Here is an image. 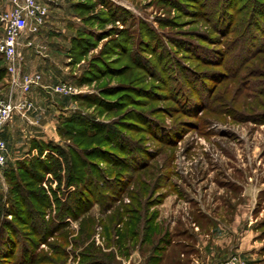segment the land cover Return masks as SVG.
Listing matches in <instances>:
<instances>
[{
  "label": "rangeland",
  "instance_id": "1",
  "mask_svg": "<svg viewBox=\"0 0 264 264\" xmlns=\"http://www.w3.org/2000/svg\"><path fill=\"white\" fill-rule=\"evenodd\" d=\"M41 1L48 18L26 60L57 70L58 81L77 92L63 97L66 101L43 93L44 106L35 104L39 118L49 125L52 119L55 122V134L43 143L64 152L75 147L71 139L58 136L56 128L61 119L76 113L116 126L123 140L117 141L119 146L113 137L111 146L101 142L103 153L97 152V160L85 159L89 168L97 169V186L91 188L87 178L85 199L77 208L79 199L71 195L72 188H63L62 180L58 185L51 175L44 177L41 186L49 200L51 192L58 202L67 200L62 207L51 201L44 222H37L36 235L43 234L51 220L60 222L55 218L58 208L73 206L78 216L64 217L59 233L39 240L28 227H17L19 232L6 228L5 238L14 236L28 252L21 264H82L80 254L87 245L113 252L121 264L116 257L127 260L129 254L106 247L104 227L112 224L113 214L135 209L140 217L153 214L173 244L191 246L194 253L183 261L197 257L193 246L203 244L192 235L195 227L212 240L209 251L217 257L238 256L242 264H264V0L247 2L239 10L231 7L235 0H186L188 5H181L182 0H102L105 6L98 0ZM76 4H92L91 10L79 11ZM197 11L200 15H193ZM110 12L116 21L100 28L97 19H111ZM122 29L130 32L127 53L102 55L116 30ZM78 32L91 37V46L73 58L68 55L70 41ZM97 58L106 62L108 75L80 83ZM43 75L46 80L51 77ZM119 84L144 92L123 93L129 94L126 100L125 95H100L102 89ZM91 95L113 104L99 109L80 102ZM17 128L6 144L7 166L26 153L29 130L21 124ZM8 189L3 179L0 226H19L13 216H4L5 210L14 208ZM107 203L110 209L103 208ZM35 220L29 216L30 222ZM174 234H191V239ZM13 248L8 243L0 247L1 259L8 251L11 256L0 264H19L21 248L16 246L15 252ZM132 251L142 264L139 252Z\"/></svg>",
  "mask_w": 264,
  "mask_h": 264
},
{
  "label": "trees",
  "instance_id": "2",
  "mask_svg": "<svg viewBox=\"0 0 264 264\" xmlns=\"http://www.w3.org/2000/svg\"><path fill=\"white\" fill-rule=\"evenodd\" d=\"M182 1L183 2H181V5H188L186 3H189L186 0ZM235 1L236 2H234V5L231 6L232 9L235 10H239L241 8V5L245 3L247 4V2L250 5H254V3L258 2V0H240L242 2L240 4L239 0ZM97 2L102 6H105L104 1L98 0ZM76 5L79 11H84L85 13L89 12L92 6V4ZM220 12L224 14L226 13L224 12V10ZM192 13L193 15L196 14L199 16L201 12L197 11ZM221 13L219 14L220 17L222 16ZM109 16H111L112 18L110 19L109 17H107L97 19V23L99 24L100 28L104 27L108 23L113 24L116 21L114 18L115 16L112 14V12H110ZM92 18L88 19L87 21L91 22ZM129 33L130 32L126 29L116 30V36L114 38H111L106 49L103 50L108 52L103 53L102 55L107 57V55H110L112 53H119L121 55L127 53V48L130 41ZM110 35L113 34H111L110 32ZM90 39L91 37L89 35L82 34L80 32L75 33L70 41L71 46L69 48L68 55L73 58L76 55H81V53H83L86 49H89V46H91ZM100 59L101 58H97V60H94L90 63L89 69L86 70L83 77L79 79L80 83L82 82V80L86 81V83H89L91 81L98 80L100 77H105L106 75H108V72H106V70L104 69L106 62ZM102 71L105 72L102 74ZM6 82L7 74L0 57V89H3L6 86ZM131 90L136 92H144L142 89L138 90L137 88L119 84L118 86L102 89L100 95L106 98L113 96L116 97L117 95H125L124 99L126 100L127 97H129V94L123 93H129L131 92ZM101 99L102 98H97L96 96L91 95L84 99H80V102L87 101L89 105L99 109H101L103 106H111L106 104H113L112 101L106 103ZM126 114L127 112H125L124 115ZM56 133L60 137H67L71 139L73 141V144H75V147H68L67 152H64L59 147L49 142L43 143L42 141H33L31 144V148L36 150V156L17 160L12 166H8L3 171V179L9 186V197L13 201L14 205L12 212L6 210L4 211V216H13L19 226H10L9 224H2V226H0V247L3 248L8 243L10 248L14 247L13 251L15 252L16 246L19 245V247L21 248L19 264H21L22 259L27 255L28 252L26 248H24L25 246H22L21 241H14V236L11 239L10 236L6 235L5 238L4 235L6 233V228H8V230H10L9 228H11L13 231L19 232L20 228L23 229L24 227H26L27 229L28 227L29 230L27 231L35 233L34 236H36L39 240L43 239V235L51 236L53 234L59 233L60 229L63 226H61V224L59 223H61L64 217L76 219V217L78 216L75 212H73V206L67 207L63 210L58 208L55 218L60 219V222H58L57 224L51 220L50 222L46 223L44 228H42L44 231L43 234H40L42 236L36 235V233H38L37 222H44V210L46 208H49L51 201H54L56 204H59V206L62 207L63 205H65V201L67 200V198H65V201L62 200L58 202V199L53 192H51L52 199L49 200V198L45 194L44 189L41 186L44 177L46 175H51L55 179V183H57L58 185H61L60 181L62 180L63 188H72L73 190L72 192H70L71 195L77 194V199H79L77 204L75 205L77 208L81 205V200L85 199V196H82V193L83 191L87 190L85 189L88 186L87 178H91L89 185L91 186V188H95L97 186V169L89 168L87 163L85 162V159L87 157H92L97 160V152H100V154L103 153V150H100L101 148L99 147V143L106 142L108 146H111L112 141L109 140L113 137L115 138V141L117 143L115 144V146H119L117 141L123 140L119 134L121 132L118 128H116V126H104L100 123H97V121L95 122L77 113L71 115L68 118L61 119L56 128ZM94 140H96V143H94ZM129 145L132 146L131 143H129ZM44 152L46 153L43 154ZM110 155L112 156V153H110ZM106 163L108 162L106 161ZM99 176L101 180H104L103 177L105 176H102L101 173H99ZM103 208L110 209L111 205L107 203L103 205ZM60 210H62V212ZM60 212L62 213V217L57 216ZM30 215L36 217V223L29 221ZM129 215H131L132 218L129 217ZM144 215L145 216L140 217L139 210L136 209L135 211L132 210L131 213L113 214L114 218L113 222H111L112 224L109 225V227H104L106 247L115 249L116 252L123 256H127L130 252H132V250L136 249L143 259L142 264H187L188 260H186V258L184 259V261L180 260L179 255L187 256L191 253H194V250L191 248V246H189L187 242H182L183 245H178L175 243L173 244L165 227H162L154 221L155 217H153V214H148L147 216L145 213ZM118 216L119 218L117 219ZM115 218L116 220L114 222ZM117 221L121 222V224L116 223ZM17 227L19 228V230H17ZM18 235L20 236V234ZM174 235H177V237H182L185 234ZM185 236L187 240L191 239V234H187ZM13 243L14 246L12 245ZM81 245L82 244H80V246ZM8 254L9 251L5 252L3 254V258L1 259L0 257V260L8 261L11 257L8 256ZM80 255L82 264H119L115 260L113 252H104L99 248L95 249L92 246L88 245L83 246V252ZM171 255L173 256L171 257ZM166 260L167 262L163 263Z\"/></svg>",
  "mask_w": 264,
  "mask_h": 264
},
{
  "label": "built area",
  "instance_id": "3",
  "mask_svg": "<svg viewBox=\"0 0 264 264\" xmlns=\"http://www.w3.org/2000/svg\"><path fill=\"white\" fill-rule=\"evenodd\" d=\"M48 18V9L41 0H7L0 9V57L7 74V90L0 98V135L4 127L19 118L31 124L27 117L36 111L30 92L41 88L49 98L69 97L77 92L68 83L60 82L51 87L41 86L38 73H23V49H31L33 39ZM8 151L0 138V182L7 166ZM215 264H242L237 256H231Z\"/></svg>",
  "mask_w": 264,
  "mask_h": 264
},
{
  "label": "crops",
  "instance_id": "4",
  "mask_svg": "<svg viewBox=\"0 0 264 264\" xmlns=\"http://www.w3.org/2000/svg\"><path fill=\"white\" fill-rule=\"evenodd\" d=\"M46 1H48V0H46ZM53 1H55V3H61L63 0H53ZM6 6H7V0H3L0 4V8L3 9ZM37 35L34 37V39H36ZM34 39H33V43H34ZM30 51H31V49H23L22 72L23 73H38V74H40L42 87H44V86L45 87H47V86L51 87L57 83H60L58 81L60 74L58 73L57 70H54L53 68L49 69L45 66H41L40 64L31 63L30 61L26 60V58L28 56L27 54ZM24 57H25V60H24ZM34 58H36V57H34ZM43 73H46L47 75L50 74L49 76H51V77L49 78V80H46ZM6 90H7V83L3 89H0V98H2L4 96ZM43 93H44V91L41 88H33L31 90L30 99L33 101L34 105L36 103H39L41 106H44L43 101H46V98L43 97ZM57 98L60 100L63 99L65 101L68 100V99L63 98V97H58V96L54 97V99H57ZM35 112L29 114V116L27 117L28 121L31 124L26 123L25 121L16 117V118H14V120H12V122H10L9 124H7L4 127V129L0 135V138L5 142V144H9L10 139L13 138V135L16 136L18 125H20V124L24 125L29 130V134H28L29 136L28 135H27V137L25 136L26 137L25 140L27 141L25 143V152L26 153L23 155L22 158H17L15 161H17L19 159L21 160L23 158H29V157L36 154V150L31 148V144L33 141L46 142V138L48 135H50V137H48V138H52L53 137L52 135L55 134V126H54L55 122L53 123V119H52V121H50L51 124L49 125L46 123V121L44 122V120L39 118V115ZM18 122H20V124ZM14 162L12 164H9L8 166H10V165L12 166L14 164ZM8 166H6L5 168H7ZM46 176H50V175H46ZM193 229L196 232L193 233L192 235L197 236L199 238V240L201 239V243L203 242V244H199V242H197V244H195L193 246L194 249L197 250L198 254L196 255L197 257L190 256L188 258V259H190V260H188L189 264H194V263L195 264H215L216 262L223 261L224 259H221V257H217L214 252L209 251L210 241H212V240H210L206 234L198 233L197 228L194 227ZM202 238H204V239H202ZM222 249H223V247H222ZM201 250H203L205 255H206L203 258H201V254H199V253H202ZM214 251H216L218 253L219 250L217 248H215ZM183 257H184L183 255H179L180 260ZM116 258H117V260H119V259L121 260V264H126V263L127 264H138V262H139L138 254L136 251L130 252L128 257H127V260L120 258V257H116ZM238 259H239V257H238ZM196 260H198V261H196Z\"/></svg>",
  "mask_w": 264,
  "mask_h": 264
}]
</instances>
